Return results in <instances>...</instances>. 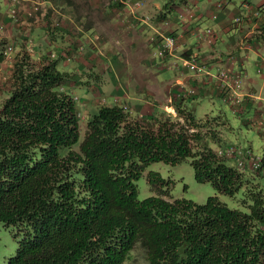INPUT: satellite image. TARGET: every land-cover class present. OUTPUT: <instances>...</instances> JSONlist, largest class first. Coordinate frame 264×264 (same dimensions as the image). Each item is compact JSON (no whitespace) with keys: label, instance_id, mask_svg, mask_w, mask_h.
<instances>
[{"label":"trees","instance_id":"trees-1","mask_svg":"<svg viewBox=\"0 0 264 264\" xmlns=\"http://www.w3.org/2000/svg\"><path fill=\"white\" fill-rule=\"evenodd\" d=\"M68 78L46 55H14L0 96V222L19 237L4 264H125L135 245L142 259L129 264L264 263V165L241 170L217 152L229 144L222 112L197 117L175 103L174 115L144 118L100 104L72 148L79 128ZM185 157L195 180L240 191L242 208L216 195L137 198L133 180L147 164Z\"/></svg>","mask_w":264,"mask_h":264},{"label":"crops","instance_id":"crops-1","mask_svg":"<svg viewBox=\"0 0 264 264\" xmlns=\"http://www.w3.org/2000/svg\"><path fill=\"white\" fill-rule=\"evenodd\" d=\"M81 1L68 0L74 8L67 6L66 13L59 15L51 6L64 5L63 0H0V10L7 9L11 16L12 9L23 20L33 15L30 30L41 38L45 51H50L48 46L58 54L70 53L67 37L77 35L81 40L73 52L85 50L82 65L87 71L106 73L113 101L138 117L157 116L164 107L174 115L175 103L193 106L201 98H216L240 117L248 113L242 120L259 133L254 120L264 109V0H141L133 6L134 12L130 10L133 0ZM38 5L43 9L36 14ZM76 5H81L78 13ZM236 15L239 20L234 22ZM204 26L213 33L197 41L196 33ZM166 34L173 36L174 43L159 57L154 42ZM191 56L203 65L197 73L182 65V59ZM72 60L79 65L75 57ZM218 68L241 72L238 102L228 104L222 99L214 79ZM190 87L192 93L187 91ZM94 99L89 97L85 103Z\"/></svg>","mask_w":264,"mask_h":264},{"label":"rangeland","instance_id":"rangeland-1","mask_svg":"<svg viewBox=\"0 0 264 264\" xmlns=\"http://www.w3.org/2000/svg\"><path fill=\"white\" fill-rule=\"evenodd\" d=\"M78 1H80V3L82 2L81 0ZM63 4L64 5H59L56 2L53 3L51 7L58 12L55 15H59V13L65 14L67 6L71 9L74 8L72 3L69 6L68 0H63ZM133 6L134 4L132 2L130 5V10L132 12H134V8L137 7L134 6L133 8ZM76 7V13H78L81 5H76ZM85 8L87 11L86 3ZM40 9L42 11L43 8L38 5L36 9L37 13H35L39 14L38 11H40ZM34 18L33 15H27V18L23 20L20 13H18V15L13 14L10 16L8 15L7 9L3 10L2 8V10H0V49L3 53V58L0 60V96H4L9 87L11 66L14 60V55L17 51L26 50L34 60H37L43 55L53 58L55 60V67L58 70L69 74V78L66 79L62 85L73 97L74 107L78 114V138L72 145V148H77L78 143L83 137L86 119L95 112L100 104L111 105L115 103L112 99V95L108 92L109 83L107 82V75L106 73L97 74L85 69V66L82 65L85 60V50L83 49L82 52V49H79L80 51L73 52L75 46L81 40L74 33L67 37L69 44L72 45V52L68 53V51H65L58 54V51L54 47L48 46H46V48L50 51H45V46L43 48L42 44H40L41 38L32 34L30 30L32 25L35 24ZM59 19L58 16L57 24L62 22ZM52 33L55 34V32ZM56 37L60 38L59 36ZM48 38L50 39V36H48ZM74 57L79 62V65H76V62L72 60ZM89 81H92V85H89L90 90H86ZM98 90L101 91V94H98ZM89 97H94L95 99L86 104L85 99ZM225 105L216 98H213L212 100L201 98L199 101L193 103V112L197 117L203 116L204 113L215 114L217 112H222L225 116L227 126V128H222L220 133L223 140L227 143L247 147L254 154L261 155L264 152V138L261 137L256 128L244 122L241 118L250 115L245 112L240 117ZM168 110L169 109L164 107L161 112L169 113ZM161 112H157V116H159ZM213 145L214 144L212 143V146ZM65 151L66 148L60 149L61 153H64ZM226 163L232 165L234 164V160L229 158L226 160ZM246 169L250 170L247 167H244L241 170ZM150 172H154L156 175L153 176H158L160 179H154L153 182H149L148 177ZM133 183L135 185L137 198L159 193L167 199L182 197L201 203L207 196L216 195L218 199L225 202L227 206L242 208L240 191L233 196H229L227 194L219 193L209 181L195 180L190 164V157H185L174 164L162 161L150 162L141 170L140 174L133 180ZM18 237V234L15 233L14 226L3 225L0 222V264H4L6 258L14 252ZM141 259L142 252L140 248L135 245L130 250L124 263L129 264Z\"/></svg>","mask_w":264,"mask_h":264},{"label":"built area","instance_id":"built-area-1","mask_svg":"<svg viewBox=\"0 0 264 264\" xmlns=\"http://www.w3.org/2000/svg\"><path fill=\"white\" fill-rule=\"evenodd\" d=\"M134 6L140 4V0L133 1ZM221 5V1H219ZM11 15L14 14L13 10H10ZM254 13L258 14V10H255ZM239 16H234L233 21H238ZM212 28L209 26H204L200 28L196 33L197 41H200L202 38L209 39L212 35ZM153 39V38H152ZM174 43V38L172 35L166 34L161 37V40L154 42L155 54L161 57L164 51H168L172 48ZM10 47V46H9ZM182 65L185 66L193 73L199 72L203 65L198 59L194 56L183 58ZM257 71H260V67L257 66ZM215 83L218 85L222 99L228 104H234L240 100V94L238 89L241 85V72L237 69L229 68H218L214 73ZM189 93L193 92V88L190 87L187 90ZM258 118L254 120V125L257 127L259 134L264 138V109H261L258 114ZM217 152L223 154L227 157H230L234 160V165L238 169H243L244 167L249 168L250 170H256L264 165V158H261V155L254 154L249 148L241 147L236 144L229 143L224 147H218ZM264 264V263H262Z\"/></svg>","mask_w":264,"mask_h":264}]
</instances>
